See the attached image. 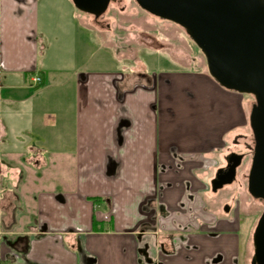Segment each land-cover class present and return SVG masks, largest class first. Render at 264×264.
<instances>
[{"label": "crops", "instance_id": "0c3cea01", "mask_svg": "<svg viewBox=\"0 0 264 264\" xmlns=\"http://www.w3.org/2000/svg\"><path fill=\"white\" fill-rule=\"evenodd\" d=\"M97 22L0 0V264H252V198L210 186L248 135L241 95L203 68L117 71Z\"/></svg>", "mask_w": 264, "mask_h": 264}, {"label": "water", "instance_id": "95a60500", "mask_svg": "<svg viewBox=\"0 0 264 264\" xmlns=\"http://www.w3.org/2000/svg\"><path fill=\"white\" fill-rule=\"evenodd\" d=\"M112 0H71L74 8L94 18ZM149 15L182 28L205 59L208 75L222 88L252 96L249 115L254 138L247 192L264 205V0H134ZM236 162L213 190L230 184ZM253 261L264 264V209L252 235Z\"/></svg>", "mask_w": 264, "mask_h": 264}, {"label": "rangeland", "instance_id": "374dc122", "mask_svg": "<svg viewBox=\"0 0 264 264\" xmlns=\"http://www.w3.org/2000/svg\"><path fill=\"white\" fill-rule=\"evenodd\" d=\"M97 20L99 21L97 24L109 28L106 38L111 42V46L97 42V55L100 57L101 53L105 52L106 55H112L115 60L116 56L120 57L118 52L122 53L123 58L118 61L117 66L114 63V69L117 71L125 73L137 67H144L146 73L156 74L173 71L196 72L200 71V68L207 72L203 55L182 28L142 11L134 0H112L106 12ZM241 98L246 111L247 138L251 143L253 134L249 125V115L255 100L248 95H241ZM237 149L241 150L240 147ZM250 160L251 152L239 172L248 174ZM237 185L244 190L246 177L238 175ZM245 205L246 214L242 217L247 222V219L251 220L247 240L249 252L252 254L251 232L260 216L263 202L249 201Z\"/></svg>", "mask_w": 264, "mask_h": 264}, {"label": "flooded vegetation", "instance_id": "af4514ba", "mask_svg": "<svg viewBox=\"0 0 264 264\" xmlns=\"http://www.w3.org/2000/svg\"><path fill=\"white\" fill-rule=\"evenodd\" d=\"M98 18H100V17H98ZM98 18H96V19H98ZM250 134H251V132H250ZM238 147H240L241 150H238L237 149ZM253 147H254V138H253V136H252V142L251 143H249V138H247V136L235 137L234 143L232 144V147L229 148V151H228V153L226 154V156L224 158L223 164L216 170L213 178L211 179V184H210L211 189L213 188L212 182L216 181V179H218V180L224 179L223 176L228 172V168L233 164V162L237 161L236 157H240V162L235 167V170H234V178H233L232 182L230 184L222 185V187H220V189H217V190H221L222 188L228 187V186H231V185H237V183H238V175H239L241 177H243V176L246 177V186H245V188H246V191H247V175L248 174H244V173H241L239 171H240V168H241L242 164L244 163V160L246 159V157L250 155V152H251V158H252ZM250 163H251V160H250ZM249 168H250V165H249ZM252 200L254 202L258 201V199H254V198H252ZM263 209H264V205H263V208H262V210L260 212V215L262 214ZM258 219L256 220V222H255V224L253 226V231H252V234H251L252 252H253L252 235H253V232H254L255 227L257 225ZM253 255H254V253H252V264H255L254 261H253Z\"/></svg>", "mask_w": 264, "mask_h": 264}, {"label": "built area", "instance_id": "2783aa9c", "mask_svg": "<svg viewBox=\"0 0 264 264\" xmlns=\"http://www.w3.org/2000/svg\"><path fill=\"white\" fill-rule=\"evenodd\" d=\"M31 82H32V84H34V85H39V84L41 83V80H40V78H38V77H33V78L31 79Z\"/></svg>", "mask_w": 264, "mask_h": 264}, {"label": "trees", "instance_id": "16d2710c", "mask_svg": "<svg viewBox=\"0 0 264 264\" xmlns=\"http://www.w3.org/2000/svg\"><path fill=\"white\" fill-rule=\"evenodd\" d=\"M102 15H103V14H102ZM102 15H101V16H102ZM101 16H100V17H101ZM140 75H142V74H138V76H140Z\"/></svg>", "mask_w": 264, "mask_h": 264}]
</instances>
